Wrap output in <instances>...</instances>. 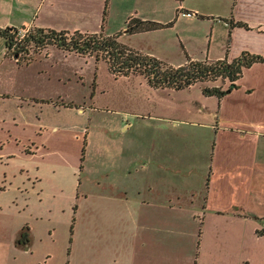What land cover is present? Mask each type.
<instances>
[{"label":"crops","instance_id":"1","mask_svg":"<svg viewBox=\"0 0 264 264\" xmlns=\"http://www.w3.org/2000/svg\"><path fill=\"white\" fill-rule=\"evenodd\" d=\"M188 1L180 7L198 10L193 20H213L211 45L215 33L224 34L226 57L245 49L264 52V0H195L190 6ZM30 5L13 0L11 18L0 20V26L35 25L36 8L30 11ZM181 17L177 13L164 23ZM5 53L0 37V57ZM196 84L175 89L147 82L168 97L134 112L150 127L146 141L140 127L137 136L118 143V172L105 176L102 192L95 194L102 204L95 208L122 231L88 252L85 264H264V61L246 67L222 97L205 94L203 82L192 101L175 106L176 95L188 99L186 89ZM229 84L225 79L208 85ZM5 188L0 185V191ZM31 215L42 218L41 212ZM28 222L13 236L0 237V264H56L50 250H37L43 240L54 243V236L37 237ZM68 255L74 263L72 247Z\"/></svg>","mask_w":264,"mask_h":264},{"label":"rangeland","instance_id":"2","mask_svg":"<svg viewBox=\"0 0 264 264\" xmlns=\"http://www.w3.org/2000/svg\"><path fill=\"white\" fill-rule=\"evenodd\" d=\"M24 1L31 4L30 11L36 8L35 15L40 11L34 26L57 29L99 31L106 9L107 33L121 32L126 44L173 65L188 56L227 55L220 40L224 34L215 33L211 45L213 20H193L198 10H181L183 0ZM190 1L195 0L188 6ZM12 3L0 0V20L11 18ZM136 11L162 23L177 13L190 18L127 33L126 20ZM202 83L186 89L188 99L176 95L175 106L192 101ZM156 91L142 74L115 76L104 59L67 53L55 45L32 52L28 61L6 53L0 57V185L6 186L0 191V237L13 236L28 220L34 235L51 233L55 238L54 243L39 242L37 250H50L56 264H85L87 253L105 246L107 236L121 234L118 223L102 219L95 208L102 196L95 194L102 192L98 190L108 172L110 178L118 172L119 141L134 138L140 127V138L147 140L150 127L134 112L168 97ZM36 212L42 218L31 215ZM71 247L77 255L74 263H69Z\"/></svg>","mask_w":264,"mask_h":264},{"label":"trees","instance_id":"3","mask_svg":"<svg viewBox=\"0 0 264 264\" xmlns=\"http://www.w3.org/2000/svg\"><path fill=\"white\" fill-rule=\"evenodd\" d=\"M107 10L105 9L99 31L81 29H57L44 26H0V37L5 40L6 54L17 60H30L32 52L48 49L55 45L67 53L82 56L95 55L104 59L110 72L115 76L131 73L142 74L150 86L155 88H185L193 84L207 81L228 79L227 88L222 85H203L205 94L222 97L227 91L236 86L237 80L243 75L244 69L258 61H264V52L256 53L243 50L233 59H195L188 56L186 62L173 65L151 54L131 47L120 40L121 32L107 33L105 31ZM170 23L144 19L133 13L126 20L127 33H136L159 28ZM234 24H244L237 21ZM22 30H25L22 33ZM83 158V157H82ZM28 232L24 230L22 237ZM22 239V238H21Z\"/></svg>","mask_w":264,"mask_h":264},{"label":"built area","instance_id":"4","mask_svg":"<svg viewBox=\"0 0 264 264\" xmlns=\"http://www.w3.org/2000/svg\"><path fill=\"white\" fill-rule=\"evenodd\" d=\"M186 13H192V12H186Z\"/></svg>","mask_w":264,"mask_h":264}]
</instances>
